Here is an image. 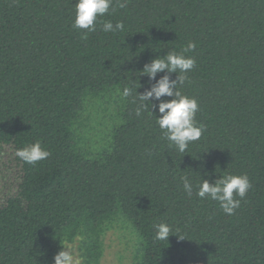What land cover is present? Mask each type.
<instances>
[{
    "label": "trees",
    "instance_id": "obj_1",
    "mask_svg": "<svg viewBox=\"0 0 264 264\" xmlns=\"http://www.w3.org/2000/svg\"><path fill=\"white\" fill-rule=\"evenodd\" d=\"M75 2L0 0V154L14 168L0 191V264H53L62 245L100 264L117 228L130 264H264V0H128L98 17L123 31L97 25L87 38L72 27ZM190 41L196 64L181 90L204 131L180 153L158 110L137 116L120 92L143 93V66ZM37 140L48 158L16 156ZM226 173L251 183L232 215L195 194ZM160 222L168 241L154 238Z\"/></svg>",
    "mask_w": 264,
    "mask_h": 264
},
{
    "label": "clouds",
    "instance_id": "obj_2",
    "mask_svg": "<svg viewBox=\"0 0 264 264\" xmlns=\"http://www.w3.org/2000/svg\"><path fill=\"white\" fill-rule=\"evenodd\" d=\"M128 0H76L75 17L72 27L74 29H85L83 38H87L89 32H94L97 25L103 32H117L124 30L123 21H117L115 25L111 20L100 21L98 17H103L114 10V5L125 8ZM195 48L193 42H189L180 53L167 52L163 56H156L146 63L141 75H146L148 80L143 93L137 91L138 88L125 86L120 92L124 98L134 96L133 103L138 102L136 115L140 116L143 110L156 108L160 115H156V123L161 130L162 137L169 142V147H175L180 153H186L190 143L198 141L204 131V126L199 124L195 115L199 105L194 97H189L182 92L185 81L188 80L187 73L196 64L193 57L185 56L184 53ZM163 72L164 75L157 79V74ZM171 73H177L175 79L170 77ZM155 81V83H153ZM171 97L169 100L162 97ZM153 100L157 104H153ZM151 111V110H150ZM153 113V111H151ZM16 156L27 164H35L45 160L50 156V152L41 146L40 141H35L16 150ZM184 191L191 196L193 184L187 176L181 177ZM251 188V183L247 174L234 175L226 173L214 182L203 179L196 186V195L201 199H211L219 203L220 208L227 215L234 214L240 207L241 200L235 197L244 198ZM155 229L154 238L159 241H168L172 228L166 222L153 225ZM180 239L182 235L177 232ZM53 264H80L79 258L74 254L72 246L62 245V248L54 255Z\"/></svg>",
    "mask_w": 264,
    "mask_h": 264
},
{
    "label": "rangeland",
    "instance_id": "obj_3",
    "mask_svg": "<svg viewBox=\"0 0 264 264\" xmlns=\"http://www.w3.org/2000/svg\"><path fill=\"white\" fill-rule=\"evenodd\" d=\"M0 154V191H4L11 178L14 168L8 148ZM74 249V248H73ZM131 241L123 229L117 228L108 232L105 238V252L100 264H130ZM74 254L77 256L76 251ZM80 261V260H79Z\"/></svg>",
    "mask_w": 264,
    "mask_h": 264
}]
</instances>
